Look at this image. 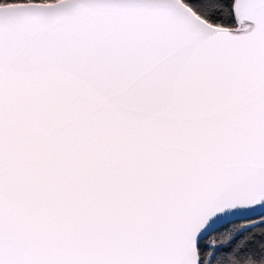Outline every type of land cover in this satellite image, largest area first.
I'll list each match as a JSON object with an SVG mask.
<instances>
[{
  "label": "snow or ice",
  "instance_id": "obj_1",
  "mask_svg": "<svg viewBox=\"0 0 264 264\" xmlns=\"http://www.w3.org/2000/svg\"><path fill=\"white\" fill-rule=\"evenodd\" d=\"M0 264H264V0H0Z\"/></svg>",
  "mask_w": 264,
  "mask_h": 264
}]
</instances>
